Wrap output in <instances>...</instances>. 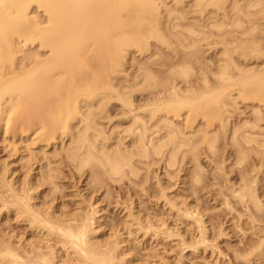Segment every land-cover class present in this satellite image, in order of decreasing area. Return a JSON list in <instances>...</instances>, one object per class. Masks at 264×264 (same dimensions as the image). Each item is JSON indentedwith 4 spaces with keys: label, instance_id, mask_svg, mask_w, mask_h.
I'll use <instances>...</instances> for the list:
<instances>
[{
    "label": "bare ground",
    "instance_id": "bare-ground-1",
    "mask_svg": "<svg viewBox=\"0 0 264 264\" xmlns=\"http://www.w3.org/2000/svg\"><path fill=\"white\" fill-rule=\"evenodd\" d=\"M227 1L229 0H194V14L202 15L208 11V9L209 11L210 9L217 11L221 10L225 12V15L223 14L224 18H222L224 21H221L222 19L219 18V14L217 17L221 19L219 21H216L214 16H210L213 21L210 23L211 20L208 19L210 24L206 23L211 30L209 31L212 33L208 35L204 34L206 31L202 33L193 26L182 27L180 26L182 23L177 24L172 22L173 24H170V29L176 32H173V37L169 34L170 37H168L171 38L170 44L160 30L161 21L159 17H162L161 12L165 9L168 19H177L179 16L177 17L175 11H179V8L175 11L172 9L168 10V8L171 4L174 6L181 5L184 0H0V128L6 131L10 126L11 114L21 106L22 97L25 96L37 99L39 97V99L50 100L49 121L46 124L39 123V127L37 128L40 130L47 129L51 133V142H49V144L53 149V153H50L51 151L49 153L54 155L55 151H58V153L60 152L61 158L71 165L73 164L77 171L81 172L82 169L88 166L91 167V165H96L95 167H99L110 179L117 178L121 180L127 173L132 177L136 175L134 167L135 161H149L147 159L150 157H152V159H155L153 157L159 158V160L164 162L167 168L173 167L177 164V157L188 150L187 148L191 144V139L189 141L188 135L181 132L178 129L179 127H177L174 122L170 121L171 119L167 118V115L161 118L162 120L158 119L159 121L157 120L158 122L152 126L154 121L152 124L147 125L146 123L149 122L143 121L138 111H140V113L143 112V114H148L151 120L148 119L150 123L153 119L155 120L158 118V115L161 114L163 116L162 113L169 115L170 113H174L177 115L179 111L185 110L189 114L199 112L203 119H214L220 126H223V114H228V110L231 109L229 107L232 103L237 104V100H249V102H259L264 105V0H233L232 6H229L231 8L230 14L227 12L228 14L226 15L224 5H226L225 3ZM172 5L171 7H173ZM256 19L259 20V23L261 22L263 29L261 26L256 25V23H258V21L256 23L254 22ZM158 21H160L159 25ZM169 21L170 20H168V23H165V25L169 24ZM167 26L168 25H166V28ZM258 27L262 29V44L259 43L261 38H259L260 40L258 39V42L249 39L241 41V35L250 36L255 33L254 31L257 30ZM226 28H229V30H237V32L240 30L244 31L241 32L240 36L238 34L240 40H234L232 42L229 40V43L219 44L221 45V53L219 55L218 65L215 67L217 68L215 72L212 73V70H209L208 66H204L207 70L206 73H208V70L211 72V84L208 82L209 78H206L207 74L205 73V76L204 73H202L200 76L201 83L199 82L201 84L199 86L201 90L198 91L196 87L195 89L192 88L197 92L193 91L191 88V90L186 89L187 91L185 92L183 89L182 92L180 91L181 89H178L176 86V88L172 87L171 90L169 89L170 91L166 94V91H164V95H152L154 89V92H156V90L160 92L162 84L163 86L165 85L162 89L168 88H165L166 84L164 83H162L161 86L157 85L160 84V80V82L157 81V84H155L154 81L157 78L154 76V73H152L154 77L151 76L150 72H148L150 71L148 68L146 70L142 68L143 70L140 69L136 71L137 74H135L132 81H130L131 83L125 88H121L120 86H118L119 88H115V86H112L109 82L111 81L110 75L122 72L128 52H130V50H135V52H138V55L139 53H141V56L142 53L145 55L144 52L146 51L145 53H147L149 50L148 42L151 39L154 40L153 43L157 41L161 43L160 45L166 44V49L167 45L169 47L172 45L175 49L174 43L172 44V38L174 39L175 37L177 43L185 49H188L186 53L194 48L192 50L193 52L188 53V55H190V53H195V48L197 45L198 47L200 45V43L198 44L199 40L197 41L196 38L203 41H210L212 38L216 37L218 40H221L224 36V29ZM204 29L206 30L207 28L205 27ZM168 30L169 28L167 31ZM162 31L164 32L163 29ZM226 31H228V29H226ZM226 31L224 38L228 35ZM232 31L233 30L228 32L231 33ZM234 34H229V36ZM188 39H190L189 42H187ZM231 39L233 40L234 37ZM245 45L250 49H247L250 52V57L254 55L255 59H261V62L259 61L261 63H259L260 67L258 64L260 69H257L258 67L255 65L257 68L255 66L254 68L257 70H253L252 67L250 68L252 71H244L246 68L241 69V64L239 63L240 66H238L237 62H235V55H240L239 57L242 56L241 58L245 55L244 58H248L246 55L248 51H245ZM28 46H34L41 50V52L32 51V48H27ZM218 49L217 50L220 51V47ZM92 51L96 55L99 54V59L102 57V69L100 68L92 77L90 75L91 78L80 85H73L71 82L61 78L63 74H71L74 70L79 68L82 69L87 66L85 65V56ZM155 56L157 57L158 55ZM245 59H241V61ZM251 59L253 60V58ZM211 60L213 59L211 58ZM179 63L177 62L176 64ZM198 63L199 60L197 64ZM201 63L202 62H200V64ZM203 65L202 63V66ZM210 65H214V63ZM202 68L198 69L199 71H195L201 73L202 71L200 70H202ZM170 71H168V73H170ZM176 71L178 75L183 77V80L186 77L184 80L185 82L188 80V75L191 76L190 73H192V71L189 73L190 70L187 66H178ZM171 72L174 73L173 71ZM177 72L175 73L177 74ZM104 77L109 79V81ZM153 78L155 80H153ZM195 83L198 84L197 82ZM184 86L182 87L184 88ZM187 87L188 86H186V88ZM134 91L140 93L147 91L148 94L152 91V97H148V101L144 100V102H146H143L144 104H142V106L139 105L140 107L138 106L139 108H136V110H134V102L131 100L132 98L130 95L132 92L134 93ZM151 95L149 94V96ZM230 99L233 102H229V106L226 100ZM111 100L119 103V105L124 107V110L126 109V114L130 116L131 122L125 130L114 129L111 130L109 135H105L102 126L100 129L96 123L98 120L95 119L99 117V114L102 117L104 116L105 113L102 111L106 110H104V107L107 103L109 104ZM139 104L141 103L139 102ZM179 114L177 116L178 118L182 113ZM186 115L184 117H187ZM99 118L101 119V117ZM183 120L185 121V119ZM206 122L209 124L208 121ZM250 125L252 126V123H250ZM147 126L152 127L148 128ZM202 129L204 128H199L197 130L201 132ZM251 129H253V127ZM197 130H194V133H196ZM34 132L35 131H33V134ZM200 132L198 134L196 133V135L194 134L196 137H198L197 135L200 136V141L196 140L194 135L189 137H195L193 140L199 143L202 142L201 144L204 143L210 150L213 149L214 140L210 137L212 134L208 136L203 132L200 134ZM191 133L193 134V132ZM252 134H254V132ZM251 135L243 133L240 135L234 134L232 139L234 143H237V138H240L244 144H254L256 146L255 149L257 147H264V137H251ZM21 136H18L20 142L25 140ZM195 147L192 146L194 152L197 150V147ZM43 148L44 146L40 145L39 149L43 150ZM189 149H191V147ZM243 149L239 148L240 160H243L246 154H248L245 153V149ZM45 151L48 152L47 150ZM193 151L191 152L194 153ZM257 151H255V153ZM20 153H22L20 156L24 158V152ZM31 153L33 152H30V156H34ZM40 155L41 156L38 158L40 162L39 176L42 178L43 183L46 182L47 185L49 184L54 187L53 184L56 183L54 182V178H56L55 176L58 172H56V167L54 166L56 164H53L55 162L53 160L54 156H51V158L53 157L51 160L49 159L50 157L48 158V156H46L45 152L41 153L40 151ZM58 157L57 160L59 159ZM152 162L150 160L151 164ZM140 163L144 162L141 161ZM58 164L57 167L59 166ZM144 164L146 166V163ZM145 170H148V167ZM55 180H57V178ZM251 182L253 181L251 180ZM251 182L249 184H251ZM245 184H243V187L240 189H236L234 193L231 191L233 196L240 201L239 203H244L245 201L251 203L253 209L255 211L258 210L256 213H260L261 211L259 212V210H262L264 213V207H262L260 200H258L257 193H255L256 191L254 192L252 186L250 188L253 190H250V188L247 187L248 183ZM3 187L5 188L4 191L7 192L6 194H8V200L4 201L7 208L9 207L14 211L13 213L16 212L19 214V218H22V222L23 220L25 223L28 222L30 227L39 230L40 234L41 231H43L51 236L52 239H50L55 240V243L50 242L54 245L51 246L50 244V246H46L44 243H47L49 239L48 236L43 238L44 241L48 238L47 241L44 242L39 240L40 235L38 237V234L36 236L39 240V244L43 245L38 244L39 246H36L35 243V247H33V245V248L30 246L31 249H29V247L28 249H24L23 247V249L20 248L19 250L18 247L20 246L16 248L13 244L8 243V240V242L6 240H4L6 242L0 241V264H121V262L123 264V260L125 261L124 258H121L123 253L119 252L121 254L118 255L119 245L116 241H111L112 239L107 240V242H110L106 244V241H104L105 243L103 245V242L100 241L99 243L98 240L95 239L96 236H93L95 233L93 231L94 229L91 227V225L93 226L92 223L94 219L93 212H74L76 213L75 215L72 213L73 215H68V217L65 216L67 219L63 216V218H61V220H63L61 221L59 217H62V215L56 217L51 212L43 214L42 211H40L42 212L40 213L38 210L34 209L35 203L32 205V196L29 195L30 192L28 193V189L27 191L24 189L25 193L27 192L28 194H19L10 184L3 185ZM19 189L21 190V188H18V190ZM50 190L52 191V189ZM248 202L245 203L247 204ZM262 212L260 213L261 215L263 214ZM189 213H184V215H189ZM256 213L255 215L258 214ZM260 214L259 216H261ZM53 216L59 220L54 219ZM191 218H194L192 214ZM133 221L132 223L135 224ZM135 221L140 220L136 219ZM198 221L201 222L200 219H198ZM127 223V226L130 225ZM136 223L140 224L141 222ZM148 224H146V226ZM198 224L197 227L199 226V233L203 241V226H201L202 223ZM144 226L142 225L141 227L148 228ZM35 229L33 230L35 231ZM146 230L147 229L143 231L146 232ZM42 236L43 234L41 235V239ZM1 239L2 238H0V240ZM44 247L46 250L43 249ZM47 249L49 251H47ZM120 255L121 257H119ZM121 259L123 260L121 261ZM64 260L68 262L66 263Z\"/></svg>",
    "mask_w": 264,
    "mask_h": 264
},
{
    "label": "rangeland",
    "instance_id": "rangeland-1",
    "mask_svg": "<svg viewBox=\"0 0 264 264\" xmlns=\"http://www.w3.org/2000/svg\"><path fill=\"white\" fill-rule=\"evenodd\" d=\"M232 1L233 0H229L225 3L226 5H224L226 15L228 13L230 14V7L233 4ZM193 2L194 0H184V4L182 3L178 6L171 4L174 8L169 4L170 7L168 10L172 9L175 11L179 8V11H175L177 17L179 16L177 18L178 21L177 19H168L165 9L161 12L162 17H164H159L161 24L160 21H158V25H161L160 30L170 44L171 38L169 37L170 35L173 37L172 35L176 32L175 30L170 29V26L173 23H182L184 24L180 25L182 27L193 26L196 30L202 33L206 31L204 34L208 35L212 33L210 32V28H208V24L213 21L210 16H214L216 21L224 18L223 14L225 15V12L214 9H210V11L208 9V11L202 15L194 14ZM218 14L221 19L217 18ZM194 16L198 17L195 18ZM208 19L211 20L210 23ZM168 20L170 21L169 24H166L168 25L166 28L165 23H168ZM221 21H224V19ZM257 21L258 23H256ZM254 22L257 26L262 27L259 20L256 19ZM202 26L204 28L206 27L208 30H205ZM261 27H258L257 30L254 31L255 33L253 34L256 36L253 34L250 36L241 35V37H243H240L241 41L249 39L258 42V39L261 38V40L259 39V43L262 44L261 32L263 27L262 29H259ZM168 28L169 30L167 31ZM226 29H228V31H233L230 33L226 31ZM226 29H224L223 34L225 36L226 31V34H228L226 35L228 40L226 37L224 38V36L221 39L223 41L220 39L218 40L216 37L212 38L210 41H203L196 38L197 41L199 40L198 44L200 43V45L199 47L197 45L198 49L196 47L195 50L199 51L196 52L194 50L195 53H190V55H188V53L193 52L192 50L194 48L186 53L188 49H185L177 43V39L175 37L174 39L172 38V44L174 43L173 45L176 47L175 49L170 44V47L167 45L166 49V44L160 45L161 43L157 41L153 43L154 40L151 39L148 42L149 52L147 51V53H145V51V55L142 53L141 56V53L138 55V52H135V50H130L123 64L124 66L122 72L110 75L111 78H109L111 81L105 77L104 78L109 81L112 86H115V88H119L118 86L125 88L129 83H131L130 81H132L135 74H137L136 71H139L142 68L144 70L148 68L150 71H147L150 72L151 76H155L157 78L156 80L153 78V80H155V84H157V81L160 80V84L157 85L161 86V84L164 83L166 84L165 88H168L162 89L165 86L162 84V88L160 87L162 91L158 87L160 92L158 90L154 92V89V91L152 90L153 93L152 91L149 92L150 95L151 93L152 95L156 94V96L157 94L158 96L164 95V91H166V94L172 87L176 88V86L178 89H181L180 91L182 92L183 89L185 92L187 91L186 89L191 90L192 88L195 89V87L199 91L201 90V87L199 86L201 85L200 76L202 73H204L205 76L207 74L206 78L210 79H208V82L211 84V72L213 73L215 72V69H217L215 67H217V63L220 58L219 55L221 53V45L219 44L229 43V40H231V42L234 40H240L239 36L241 32L244 31L240 30L237 32V30L235 31L234 29ZM229 34L235 35H232L234 37L233 40L231 39L233 37L231 35L229 36ZM244 37L247 38L245 39ZM253 38L257 39L254 40ZM189 41L190 39H188L187 42ZM219 47L220 51H218ZM245 47V51L249 49L247 45H245ZM27 48H32V51L41 52V50L35 48L34 46H28ZM249 50L246 52V55L248 56V58L246 56L247 59L244 58L245 55L243 58H241L242 56L239 57L240 55H235L236 58H234L238 66H240L239 63L241 64V69L246 68L244 71H252V69H250L252 67L253 70H255L261 62V59H255L254 55L250 57L251 55L249 54ZM154 53L158 56L156 57ZM85 58V65L87 66L82 69H76L71 74H63V77L61 78L65 81L71 82L73 85H80L89 80L93 74L100 70V68L102 69L103 60L102 57L100 58L102 61L99 59V54L96 55L92 51L89 52ZM211 58L213 60H211ZM240 58L245 60L241 61ZM251 58H253V60ZM182 60L189 61H186L185 63V61ZM198 60L199 63L197 64ZM177 62L183 63L176 64ZM200 62L204 65L202 66V63L200 64ZM211 63H214V65H210ZM177 65L179 67L187 66L190 70L189 73L192 71L193 74L190 73L191 76L188 75V80L186 79V82L184 81L186 77L183 80V77L178 75V72L176 71L178 69ZM200 66L203 68L204 66H208L209 70L212 71L210 72L208 70V73H206V67L203 69ZM254 66L256 68H254ZM259 67L257 69H260ZM192 68L194 71H199L198 69L202 68V70H200L202 72H194ZM168 71H170V73H168ZM175 72H177V74ZM196 73L199 74L197 75ZM182 86H184V88ZM186 86L188 87L186 88ZM193 91L197 92L196 90ZM146 92L147 91H143L140 93L138 91H134V93L132 92V94H130L132 98L131 100L134 102V110H136V108L138 109L142 106V104L148 101L150 97H152V95L149 96L148 92ZM144 100L146 101L144 102ZM226 101L229 106V102H233L231 99ZM139 102L141 104H139ZM236 103L237 104L232 103L229 107L231 108L228 110L229 115L226 113L223 114V126H220L214 119H203L199 112L189 114L185 110H182L184 113L179 111L177 115L174 113H170V115L162 113L163 116L161 114L158 115L159 117L157 116L158 118L155 119L156 121L153 119L150 123L151 120L149 119L148 114H143V112L140 113V111H138L139 116H141L143 121L149 122L146 123L147 125L152 124L154 121L152 126L167 115V118L171 119L170 121L174 122L175 125L179 127L178 129L181 132L188 135L189 141L191 139L190 143L193 144H190L187 148L189 152L187 150L183 152L184 154H179L180 156L177 157V164L173 167L167 168L164 165V162L159 160V158L153 157L155 159H152V157H150L147 159L149 161L140 160V162L142 161L146 163V166L149 165L147 166L148 170H145L147 167L144 163L135 161L137 163H134L136 175L132 177L129 173H127L126 176L120 180L117 178L110 179L99 167H95L96 165H91V167L88 166L85 169H82L81 172L77 171L73 164L71 165L61 158L60 152L58 153V151H55L54 155L50 154L53 153V149L49 144V142H51V133L47 129H37L39 127V123L46 124L49 121L50 100L39 99V97L38 99L25 96L22 97L21 106H19V108L11 114L10 126L6 129V131H3L0 128V203L2 202L0 204V238H2L0 241L3 242L4 240H8L9 242H7L13 244L16 248L20 246L18 247L19 250L20 248L23 249V247L24 249H28V247L31 249L30 246L32 247V245L33 247H35V245H43L39 244V240L44 241L43 238L47 236L49 238H47L48 241L45 239L47 243H44L45 241L43 242L46 246H50V244L51 246L54 245L50 242L55 243V240H51V236L47 235L43 231H41L40 234V231L36 230L34 227H30L28 222L25 223L24 220L22 222V218H19V214L16 212L13 213L14 211L11 210V208H7L4 201L8 200V194L4 191L5 188L3 185L5 186L6 184H10L18 191L19 194H24L25 190L27 191L28 189V193L30 192L29 195L32 196V205L35 203L34 206L36 208L33 206L34 209L39 212L42 211L43 214L51 212L56 217L62 215V217H59L60 220L63 216L68 217V215H73L72 213L74 212H93V226L91 225L92 229H94L93 231L95 232L93 236H96L95 239L98 240L99 243L100 241L103 242V245L105 243L104 241H106V244L110 242H107V240L112 239L111 241H116L119 245L118 255L123 253L122 257L121 255L119 257L125 259V261L121 259V261L123 260V264H264V216H262L264 213L262 210H259V212L261 211L263 214L261 215V212H257V214L256 211L258 210L255 211L251 203L248 201H245L249 203H247L248 205L245 202L239 203L240 201L232 194V192L234 193L236 189L238 190L243 187V184L246 182V184L248 183L247 187L250 188L252 186L254 192L256 191L255 193H257L256 195L258 200H260L262 207H264V147H257L255 149L256 146L254 144H244L240 138H237L238 145L237 143H234L232 139L234 134L240 135L243 133L251 135L253 132L254 134H252L251 137H264V105L259 102H249V100H237ZM106 105L104 107V110H106L102 111L105 113L104 116L102 117L99 114L101 119L98 116V118L95 119L98 120L96 123L100 129L102 126L104 130V132L103 130L102 132L105 133V135H109L111 130L114 129L125 130L131 122V118H129L130 116L126 114V109L124 110V107L112 100ZM179 113L182 114L180 115ZM178 114L180 115L179 118L177 117ZM144 115L147 116V120ZM185 115L187 117H184ZM183 119H185V121ZM206 121H208L209 124H207ZM250 123H252V126ZM152 126L147 127L150 128ZM252 127L253 129H251ZM199 128L204 129L200 132V130H197ZM32 130L35 131L34 134ZM194 130H197V134L199 132L200 134L203 132L208 136H210L209 134H212L210 137L214 140L213 149L210 150L204 143V145L201 144L202 142L199 143L198 141H200L201 138L199 135H197L199 139L195 136L196 133H194ZM190 131L193 132V134ZM191 135H194L198 141L196 142L193 140L195 138L193 136V138L189 137ZM18 136H21L25 140L20 142ZM194 144L197 147L195 152L193 151L194 148H192V146L195 147ZM40 145L44 146L45 149H39ZM190 147L191 149H189ZM237 147L242 149L244 148L245 150H243L245 153H248L245 156L246 159L244 158L245 161L244 159H239L240 154L239 148ZM40 151L41 153L45 152L46 156H48V158L50 157L49 159L51 160L53 158H51V156H54L53 160L55 162L53 164H56L54 165L56 167V172H59H57L55 176L57 180L54 178V182H56L53 184L54 187L49 184L47 185L46 182L43 183L42 178L39 176L40 162L38 161V158L41 156ZM255 151L257 152L255 153ZM20 152H24V158L20 156V154H22ZM30 152H33L31 154L34 156H30ZM57 157L59 158L58 160ZM150 160L151 162L153 161L152 164L150 163ZM57 164L59 165L58 167ZM251 180L253 182H251ZM250 182L251 184H249ZM18 188H21V190H18ZM50 189H52V191ZM253 189L250 188V190ZM28 193L26 192L25 194ZM76 213H74V215ZM184 213H189V215H184ZM255 213L258 216L255 215ZM191 214L195 219L191 218ZM259 214L261 216H259ZM56 217H54V219H58ZM66 217L65 219H67ZM136 219L140 221H135ZM198 219H200L201 222H199ZM132 221L138 225L139 229L137 228V225L132 223ZM125 222H128L127 224L130 225L127 226ZM136 222H141L142 224ZM198 223H202L201 226H203V241L201 240L202 236L199 233V226L197 227V225H199ZM146 224L148 225L146 226ZM142 225H145L144 227H148L149 229L141 227ZM31 228L35 229V231ZM142 229L147 230L144 232ZM37 234L38 237L40 235L39 240L36 236ZM42 234L43 236L41 239ZM43 249L46 250L45 247ZM47 251L49 250L47 249ZM65 261L66 263L68 262L67 260H64V262Z\"/></svg>",
    "mask_w": 264,
    "mask_h": 264
}]
</instances>
